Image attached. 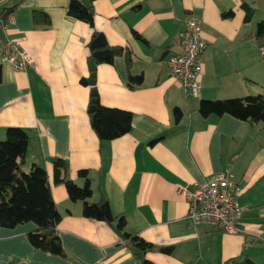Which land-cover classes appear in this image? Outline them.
<instances>
[{
    "label": "crops",
    "instance_id": "crops-1",
    "mask_svg": "<svg viewBox=\"0 0 264 264\" xmlns=\"http://www.w3.org/2000/svg\"><path fill=\"white\" fill-rule=\"evenodd\" d=\"M257 0H96L95 29L114 46L132 53L130 88L123 57L96 68L97 94L106 107L132 112V130L100 141L88 113L93 86L87 44L93 28L68 15L70 0H0L14 23L0 29V141L9 127L29 135L27 162L47 171L52 198L61 214L58 234L65 257L36 249L28 239L34 223L0 227V264H137V259L106 222L83 216V201H72L65 185L54 183L53 161H67L66 177L79 186V170H89L93 196L104 195L125 231L156 247L146 255L155 264H225L250 259L264 264V126L231 115L202 117L201 99L244 97L263 85L264 49L255 37V14L246 21L244 5ZM50 24H37L33 11ZM233 16L224 18V12ZM188 13L202 19L207 47L199 99L185 95L166 60L180 52L178 35ZM137 31L148 42L133 36ZM17 40L33 59L25 71L2 62V44ZM183 118L175 124L173 109ZM166 135L150 145L152 139ZM232 163V181L242 189L243 214L235 233L188 220L181 184L194 185ZM24 171L29 166L23 167ZM160 247H172L169 255Z\"/></svg>",
    "mask_w": 264,
    "mask_h": 264
},
{
    "label": "trees",
    "instance_id": "trees-1",
    "mask_svg": "<svg viewBox=\"0 0 264 264\" xmlns=\"http://www.w3.org/2000/svg\"><path fill=\"white\" fill-rule=\"evenodd\" d=\"M96 0H70L68 15L79 21H83L93 28V33L88 47V61L99 65H113L118 57H123L128 75V86L135 88L143 83L142 74H132V53L127 47L111 45L104 33L95 29L93 3ZM18 2L7 12L13 11ZM247 10L246 21H250L254 9L244 5ZM224 18L233 16L232 11L224 12ZM33 19L37 24H50L49 16L43 12L33 11ZM133 36L148 43L140 33L133 30ZM255 37L261 48L264 49V22L258 23ZM92 73V72H91ZM2 70L0 67V81ZM90 77L82 78L81 84L89 85ZM96 101V109L88 113L91 126L98 135L100 141H111L124 136L132 130V112L120 108L106 107L100 103L99 95L90 96L89 107L92 100ZM198 112L202 117L211 115H231L251 124H262L264 126V86L263 92L257 95H246L244 97H233L227 99H201ZM183 118V111L179 107L173 109V120L178 124ZM166 135L152 139L149 144L153 145ZM29 135L27 131L19 127H9L6 137L0 141V227L15 228L20 224L34 223L35 228L28 232V239L34 248L51 254L66 256L58 234V225L61 214L52 198L49 175L46 170L35 163L27 162V148ZM28 165L29 170L23 167ZM68 163L62 158L53 161L54 183L63 184L68 196L72 201H83V216L88 219L106 221L123 240L137 259V264H155L146 258L149 252L156 249L154 245L138 235H131L125 231L126 219L119 216L114 217L108 199L101 195L97 202H88L93 196V188L89 178V170H79L78 176L84 179V185L79 186L73 180L66 177ZM161 253L169 255L172 247H160ZM225 264H256L250 259L239 261L232 259Z\"/></svg>",
    "mask_w": 264,
    "mask_h": 264
},
{
    "label": "built area",
    "instance_id": "built-area-1",
    "mask_svg": "<svg viewBox=\"0 0 264 264\" xmlns=\"http://www.w3.org/2000/svg\"><path fill=\"white\" fill-rule=\"evenodd\" d=\"M14 23L12 14L3 15L0 4V29L7 30ZM180 52L166 60L171 76L180 84L186 96L199 99L202 91L203 66L200 61L207 47L203 34L202 19L194 13H188L184 28L178 35ZM2 62H9L18 70L25 71L33 59L23 50L17 40L7 38L2 44ZM230 163L220 173H216L194 185L181 184L178 191L188 203V220L193 225L206 224L226 233H235L243 214L238 202L242 189L232 181ZM6 264H17L10 261Z\"/></svg>",
    "mask_w": 264,
    "mask_h": 264
},
{
    "label": "rangeland",
    "instance_id": "rangeland-1",
    "mask_svg": "<svg viewBox=\"0 0 264 264\" xmlns=\"http://www.w3.org/2000/svg\"><path fill=\"white\" fill-rule=\"evenodd\" d=\"M254 14H255V25L256 28L258 26V23L264 22V0H257L256 3L254 4ZM262 83L261 87L259 86H254L252 87V91H249L246 95H257L263 92V86H264V81L259 82ZM232 98V97H231Z\"/></svg>",
    "mask_w": 264,
    "mask_h": 264
},
{
    "label": "water",
    "instance_id": "water-1",
    "mask_svg": "<svg viewBox=\"0 0 264 264\" xmlns=\"http://www.w3.org/2000/svg\"><path fill=\"white\" fill-rule=\"evenodd\" d=\"M94 12V9H91V13ZM90 71L92 72L90 75L89 84L93 86L92 88V96L95 97L97 95V89L94 87L96 84V64L94 62L89 63ZM96 109V101L93 99L91 101V106L89 107V111L92 112Z\"/></svg>",
    "mask_w": 264,
    "mask_h": 264
}]
</instances>
